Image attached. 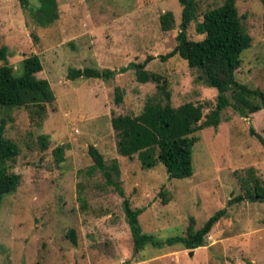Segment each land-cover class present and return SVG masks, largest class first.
I'll return each instance as SVG.
<instances>
[{
    "label": "rangeland",
    "instance_id": "obj_1",
    "mask_svg": "<svg viewBox=\"0 0 264 264\" xmlns=\"http://www.w3.org/2000/svg\"><path fill=\"white\" fill-rule=\"evenodd\" d=\"M57 20L36 26L17 0H0V47L14 72L22 59L34 55L41 70L34 76L46 80L54 100L44 111L32 108L0 109L7 121L5 135L19 145L9 172L19 176L16 190L0 199V264H264V203L245 200L226 204L241 194V183L259 179L264 186V146L248 135L252 127L264 141V109L237 116L230 108L221 112L216 129L193 134L191 176L168 179L161 164L142 170L133 159L115 149L110 118L136 116L156 84L139 83L132 66L159 75L171 106L209 104L216 91L195 81L196 72L173 56H159L175 46L181 7L177 0H55ZM197 20L223 0H194ZM31 5L36 0H29ZM250 46L240 55L233 76L237 83L264 92L263 6L258 0H235ZM172 14L174 28L162 32L158 18ZM188 40L202 36L190 23ZM2 62L0 61V65ZM129 66L125 72L123 67ZM107 69L106 80L67 79V69ZM121 102L114 103V90ZM46 136L40 149L37 137ZM93 146L106 164L115 159L123 197L104 183L97 170L89 171L87 156ZM62 148V161L51 150ZM161 190L167 194L159 196ZM252 198V197H250ZM249 198V199H250ZM143 209L138 216L141 232L155 241L183 235L189 219L194 228L220 209V219L193 251L180 243L134 251L121 202ZM74 231L75 245L66 238Z\"/></svg>",
    "mask_w": 264,
    "mask_h": 264
},
{
    "label": "trees",
    "instance_id": "obj_2",
    "mask_svg": "<svg viewBox=\"0 0 264 264\" xmlns=\"http://www.w3.org/2000/svg\"><path fill=\"white\" fill-rule=\"evenodd\" d=\"M19 7L33 24L45 28L57 20V3L55 0H36L31 5L29 0H17ZM180 10L176 44L163 56L161 61L177 56L189 69L196 72L195 81L216 91L212 108L203 114L202 110L209 104L183 103L171 106L169 94L165 90L159 75L142 69V65H128L120 69L125 72L129 66L134 68L135 79L139 83L156 84L155 93L144 100L141 112L136 116L116 115L110 118V129L115 138V149L120 157L135 159L142 170L152 169L161 164L168 179H183L191 176V147L197 140L193 134L205 128L216 129L220 123L221 112L230 108L237 116L245 118L249 114L264 109V92L250 89L235 81L233 72L240 63V55L250 46V37L242 28L235 9V0H223L215 8L202 13L197 20V5L194 0H177ZM264 8V0H258ZM162 32L174 28L172 14L163 13L158 18ZM194 23V31L202 36L199 41L188 40L186 30ZM264 30V9L262 13ZM6 47H0V109L32 108L33 114L44 111V106L54 100L53 93L46 80L35 78L41 70L38 58L30 55L20 62L19 71L14 72L7 63ZM114 75L113 71L94 68L67 69V79H99L106 81ZM121 102V92L114 90V103ZM7 121L0 117V199L13 193L19 185V176L9 172L10 164L19 154V145L5 135ZM248 135L256 138L264 146L262 138L248 128ZM40 149L47 148L46 136L36 139ZM92 165L89 171L97 170L104 178V183L123 197L118 183L119 170L115 159L105 163L101 154L93 147L86 150ZM56 164L62 161V148L51 150ZM241 194L227 201L240 203L254 197V202L264 203V186L259 179L241 183ZM159 196L164 197L162 190ZM122 211L127 224L134 251L145 246L161 248L180 243L183 249L193 251L205 245V238L214 225L222 219L226 210L220 209L209 216L201 227L195 229L193 219H189L183 235L171 237L165 241H155L152 235L144 234L138 225V216L143 209H131L127 199L121 202ZM66 238L75 245L74 231L66 233Z\"/></svg>",
    "mask_w": 264,
    "mask_h": 264
},
{
    "label": "water",
    "instance_id": "obj_3",
    "mask_svg": "<svg viewBox=\"0 0 264 264\" xmlns=\"http://www.w3.org/2000/svg\"><path fill=\"white\" fill-rule=\"evenodd\" d=\"M250 200H254V197L250 198Z\"/></svg>",
    "mask_w": 264,
    "mask_h": 264
}]
</instances>
